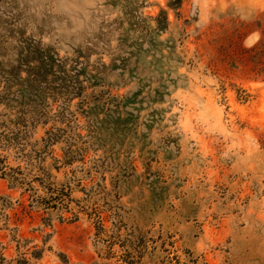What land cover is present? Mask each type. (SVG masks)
<instances>
[{
  "label": "rangeland",
  "instance_id": "1",
  "mask_svg": "<svg viewBox=\"0 0 264 264\" xmlns=\"http://www.w3.org/2000/svg\"><path fill=\"white\" fill-rule=\"evenodd\" d=\"M21 39L65 58L66 78L24 106L32 117L0 90V152L43 175L39 192L69 181L70 206L95 184L122 235L109 247L85 213L30 204L0 174V264H125L123 236L143 261L264 264V0H0V69Z\"/></svg>",
  "mask_w": 264,
  "mask_h": 264
},
{
  "label": "trees",
  "instance_id": "2",
  "mask_svg": "<svg viewBox=\"0 0 264 264\" xmlns=\"http://www.w3.org/2000/svg\"><path fill=\"white\" fill-rule=\"evenodd\" d=\"M64 68L65 58L60 57L51 47L43 46L39 42L21 39L19 40L16 62L7 68L1 67L0 69V82L2 85V89H0L2 91L1 97L5 98L7 103L10 99L15 100L14 105L16 106L19 116L25 115L32 117L31 114H24V106L38 104V100L41 99V96L38 95L42 91L46 94L47 88L52 91L55 90L56 85H53V82L57 81V79L62 80L66 78ZM24 83L27 84L28 90H30L27 99L23 98L25 95L19 89V86ZM14 86L17 88L12 90ZM80 86L81 83H73L74 92H77V94H80ZM58 91H60V89H58ZM14 92L19 94V96H10V94ZM62 100L64 101L65 98ZM63 108L64 105L60 104L58 112ZM60 135L61 133L58 131L49 129L45 131L42 140H44L45 144L52 143ZM12 140L13 139L8 136V132H4V130L0 131L1 148H6V145L13 142ZM6 157V154L0 152V174L2 176H7L9 181L13 184L23 185L24 189L29 192L30 204L41 206L42 208H65L71 212V217L73 218H77L78 213L83 212L92 220L96 240L106 242L109 247H112L113 244L120 240L119 238L122 234L120 232V224H117L118 219H115L113 212H110L108 215L103 214L104 210L108 208L104 207L105 204L110 205V203L106 201L105 197L102 203L95 199H90L93 196L92 192L95 184H91L89 187L83 186L82 188L86 191L81 199L84 201L77 203L75 207L70 206V203L74 201L75 198L71 195L73 186H71L69 181L56 182L54 179L50 180L49 183L43 185V193L39 192L38 189L32 185L31 180L42 182L44 178L43 175H33L32 179L29 180L26 175L23 174L20 167H13L6 163ZM72 159V153L66 151L62 162L69 163ZM106 220H110L111 226L106 225ZM16 242L17 248L20 247V239H16ZM119 246L120 252L117 255L125 264H187L186 261L182 260L180 256L175 253L173 255L166 254L157 261L153 259L143 261L145 245L142 239L135 243L132 238L123 236L122 240L119 242ZM42 249L43 248L35 247L31 253L39 257ZM198 259L199 257L195 256L191 257L189 260L197 263ZM15 261L17 264H31L25 255L17 256Z\"/></svg>",
  "mask_w": 264,
  "mask_h": 264
}]
</instances>
